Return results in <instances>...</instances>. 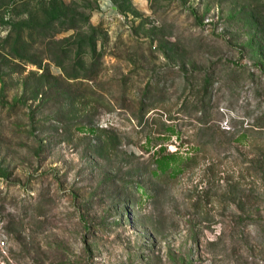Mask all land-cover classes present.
Instances as JSON below:
<instances>
[{"label":"rangeland","instance_id":"obj_1","mask_svg":"<svg viewBox=\"0 0 264 264\" xmlns=\"http://www.w3.org/2000/svg\"><path fill=\"white\" fill-rule=\"evenodd\" d=\"M0 238L264 264V0H0Z\"/></svg>","mask_w":264,"mask_h":264},{"label":"built area","instance_id":"obj_2","mask_svg":"<svg viewBox=\"0 0 264 264\" xmlns=\"http://www.w3.org/2000/svg\"><path fill=\"white\" fill-rule=\"evenodd\" d=\"M108 8H110L109 5H108ZM5 246H6V241H5V239L0 238V249L5 248Z\"/></svg>","mask_w":264,"mask_h":264}]
</instances>
